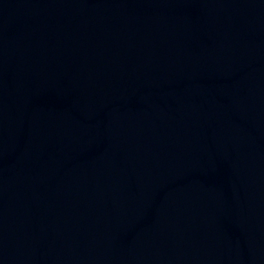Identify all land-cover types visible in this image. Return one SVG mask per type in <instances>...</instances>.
<instances>
[{
    "label": "water",
    "instance_id": "obj_1",
    "mask_svg": "<svg viewBox=\"0 0 264 264\" xmlns=\"http://www.w3.org/2000/svg\"><path fill=\"white\" fill-rule=\"evenodd\" d=\"M0 264H264V0H0Z\"/></svg>",
    "mask_w": 264,
    "mask_h": 264
}]
</instances>
